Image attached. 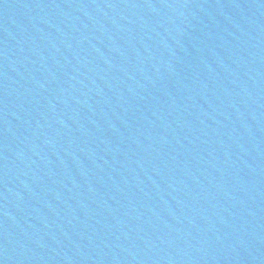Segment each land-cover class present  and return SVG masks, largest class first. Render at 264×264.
Masks as SVG:
<instances>
[{
	"label": "water",
	"instance_id": "1",
	"mask_svg": "<svg viewBox=\"0 0 264 264\" xmlns=\"http://www.w3.org/2000/svg\"><path fill=\"white\" fill-rule=\"evenodd\" d=\"M0 264H264V0H0Z\"/></svg>",
	"mask_w": 264,
	"mask_h": 264
}]
</instances>
